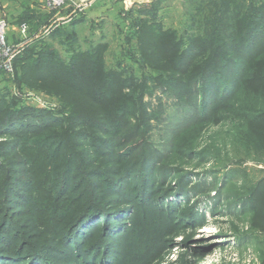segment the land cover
<instances>
[{"label": "rangeland", "instance_id": "rangeland-1", "mask_svg": "<svg viewBox=\"0 0 264 264\" xmlns=\"http://www.w3.org/2000/svg\"><path fill=\"white\" fill-rule=\"evenodd\" d=\"M211 1L70 0L51 13L45 0H0L11 41L29 26L15 60L36 43L34 58L48 48L69 65L106 43L102 69L119 75L113 88L121 100L86 103L82 112L92 117L81 119L82 82L70 87L55 67L33 79L19 60L12 72L0 70V264H264V118L251 114L264 111V76L261 83L255 76L264 66V29L240 56L227 55L236 65L198 84L194 105L181 96L194 82L186 88L156 80L159 28L180 40L186 27H199L198 7L209 10ZM180 41L168 57L185 49ZM202 58L187 51L183 69ZM127 93L131 105L119 113ZM118 151L136 171L115 182L114 194L113 178L100 168L105 154ZM76 154L85 164L59 189ZM88 194L110 202L70 224ZM17 238L50 247L24 257Z\"/></svg>", "mask_w": 264, "mask_h": 264}, {"label": "trees", "instance_id": "trees-1", "mask_svg": "<svg viewBox=\"0 0 264 264\" xmlns=\"http://www.w3.org/2000/svg\"><path fill=\"white\" fill-rule=\"evenodd\" d=\"M256 1L258 0H212L209 10H207L206 6L201 3V5L198 7L200 18L196 20L198 23L197 26L199 27H186V30L193 29L195 32H199V34L201 31H203V35L198 36L195 33L189 32V30L187 33L184 32L183 35L180 34V40L185 41L187 45L183 51L177 52L171 57H168L169 53L174 51L177 46H181L183 43H181L180 40H169L171 37H175L177 34L176 32H164L159 28V47L157 48V51H162V53L161 57L159 58V76L156 78V80H160V83L168 84L170 86L175 84L182 86L186 83V88H188V86L192 85L194 82L196 86L192 85V91L187 90L182 92L181 95L184 96L186 101H189L190 104L194 105V101L200 97L199 94H197V87H199L198 84H204L207 81H211L212 78L215 79L214 75H216L219 69L224 70L225 68L228 69L231 67V65H236L233 64L235 63L233 58H229L227 55L232 52H236V55L238 54L240 56V52L243 47L246 49V51L247 48L251 47H249L250 40L254 36H257L259 31L257 29H260V32L261 29H264V0H262V2L258 5L255 4ZM185 36L187 38H184ZM35 44L36 43L30 45L27 55L20 59L17 58V60L21 61L23 65L22 67L25 71V75L32 77L33 79H44L45 75H48L51 73V71H53L50 68L55 67L59 69V72L63 78H67V85L72 87L74 85H80L82 82V89L87 90L86 93L88 95L93 94V96H95V98H92L88 95H84L81 98L82 100H79L81 103L79 104V107H75V111L80 108L81 112L76 114V117H81V119L85 118L86 120L92 117L86 112H82V109L88 107L85 106V108H83L86 103L95 102L98 104L106 100L112 102L114 97L116 102L121 101L118 100V97H116L118 92L113 88L119 80V75L116 72H111L108 73L107 76L102 69L103 54L108 46L106 43L99 42L92 45L89 48L88 53H86L84 60L79 63L76 61V59L79 58V55L76 54L72 61L68 63L69 65H64V63L61 61V58H59V55L53 51H50L48 48H45L43 51L41 50L38 56L34 58V52L32 51L34 50L33 48ZM201 49H203L202 52H199ZM187 51H190L196 55L200 54L203 57L202 59L198 60V63H195L193 70H190L189 72H187L186 69H183V66L185 65L184 59L187 56ZM17 60L14 59V62ZM168 71L173 72H171V74H167ZM263 73L264 66L262 65L260 72L256 73L255 75L256 79H259V83L262 81V77L264 76ZM256 79H254V81ZM68 81H70V83H68ZM90 89H94V93L90 92ZM144 91L145 90L142 85L139 86L138 95L143 94ZM122 95V100L125 99V105L123 108L120 107L118 109L119 113L122 109L123 112L121 113H124L125 109L129 108L131 104H128L126 100H131V97L133 96L132 93ZM1 111H3V100L0 97V112ZM252 113H254V120L261 121V118H264V111L256 112L255 110H252L251 114ZM260 113L262 114L259 115ZM246 117L247 115L244 113V118ZM99 118L100 116H98V119ZM258 129L261 131L260 128H257L256 130L258 131ZM110 140L111 139L108 138L99 141H103V143L108 145L110 144ZM122 154H124V151ZM116 156H119V158ZM103 157V160H101V165L103 168H100V172L108 173V175L113 179L117 177V180L110 179V189L113 190L114 194H117L118 192H114V190L116 191L117 189L115 182H118L119 179H126V173H129L130 171L134 172L136 170L132 168L131 163L127 162L129 160L126 162L122 161L124 159L122 158L121 151H118L117 153L111 152V154H105ZM75 159H78V161H72L69 157L67 162L68 164L64 166L62 177L63 182L59 184V189L65 187V185L68 184V181L66 183V179L68 176L70 177V172L73 167L77 166L78 168L79 166L82 167V164H85L86 160L84 159L83 155L81 156L80 154L79 157V155L76 154ZM42 168H44V165L41 167V169ZM41 169H39L38 172L36 170L35 175L38 174L40 176L39 173H41ZM72 179L73 178L71 176V180ZM123 182L126 183V180ZM66 187L69 188L70 186L66 185ZM262 190H264V184ZM9 195H11V192L7 191V196ZM111 199L114 200V198ZM109 202L110 200H106L104 195L99 197L93 196L92 194L86 195L83 201L78 206H76L74 210L76 215L73 219V222L70 224H77L80 222L82 217L86 215L89 210L97 209L102 211L106 209L105 206H107ZM258 210L260 216L264 217V200L262 201V204ZM100 230L99 232H101ZM17 240V242L20 243L18 245H20V247L23 249L22 252H26V254L29 253L24 257L36 256L42 252L44 248L50 247L49 245L44 244L38 246L39 244H36L33 241L32 243L30 241H24L22 238H17ZM30 244L33 247V250L27 251ZM91 244L92 242L88 245Z\"/></svg>", "mask_w": 264, "mask_h": 264}, {"label": "built area", "instance_id": "built-area-1", "mask_svg": "<svg viewBox=\"0 0 264 264\" xmlns=\"http://www.w3.org/2000/svg\"><path fill=\"white\" fill-rule=\"evenodd\" d=\"M70 0H45V8L51 13H54L57 8L63 6ZM9 24L5 18H0V70L7 73L13 70V61L18 53V47L27 43V37L29 32L28 25H22L18 31V42L14 43L8 36ZM31 100L41 102L39 98L35 96L29 97Z\"/></svg>", "mask_w": 264, "mask_h": 264}]
</instances>
